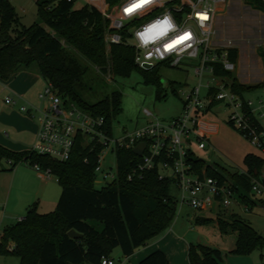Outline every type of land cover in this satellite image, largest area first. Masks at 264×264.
Here are the masks:
<instances>
[{"label":"trees","instance_id":"trees-1","mask_svg":"<svg viewBox=\"0 0 264 264\" xmlns=\"http://www.w3.org/2000/svg\"><path fill=\"white\" fill-rule=\"evenodd\" d=\"M76 1L36 0L37 20L27 27L20 22L10 0H0V79L7 80L17 71L35 68L64 98L94 116H102L104 128L110 134L112 119L121 111V93L113 90L90 102L84 96L87 90L83 79L91 67H98L97 75L102 80L108 72L113 77L129 75L138 67L134 50L124 44L107 46L104 35L110 29L109 19L87 3L76 7ZM246 1L264 11L262 0ZM228 50L235 62L236 49ZM216 73L228 76L233 90L241 96L264 87V82L241 83L219 66ZM102 148L100 143L84 145L79 137L70 157L60 161L30 149L14 151L0 144V160L10 163L8 169L20 162L37 163L42 168L49 167L61 186L53 211L39 213L33 203L22 220L3 227L0 253L16 255L19 264H102V257H113L115 247L120 248L123 256H130L171 225L177 208L171 182L159 178L158 167L146 171L142 179L128 180V172L139 160L131 149L117 150L116 177L100 188L95 187V167ZM189 155L196 172L204 169L208 175L232 183L243 203L250 207L256 204L249 193L252 178L260 180L262 157L248 153L243 160L245 172L224 167L222 173L202 158ZM259 203L264 206V200ZM216 219L223 232L237 233L235 252L247 253L264 245V236L239 214L232 213L228 218L218 215ZM211 220L203 216L195 219L197 223ZM70 229L82 236L70 237ZM187 259L188 264H219L220 253L215 248L189 244ZM137 264L169 261L164 251L155 249Z\"/></svg>","mask_w":264,"mask_h":264},{"label":"built area","instance_id":"built-area-1","mask_svg":"<svg viewBox=\"0 0 264 264\" xmlns=\"http://www.w3.org/2000/svg\"><path fill=\"white\" fill-rule=\"evenodd\" d=\"M119 1L86 0L87 4L96 7L109 19L110 29L104 35L107 46L111 43L130 46L134 50V63L143 69L145 65L153 68L163 62H168L172 67L183 63L191 65L199 83L183 92L182 109L177 116L163 120L151 110L142 108L146 123L124 132L118 138H114L112 132L107 133L102 116L82 110L60 95L51 83H47L40 94L45 102L43 107H33L30 111L26 105L20 106L22 112H29L39 123L36 140L30 150L64 161L70 157L79 137L84 145L100 143L103 148L95 172L97 178L107 183L117 175V160L112 178L111 167L103 169L100 166L104 149L112 145L116 158L118 149L132 150L138 143L145 142L142 153H134L139 160L128 172V180L142 179L146 171L158 167L159 178L168 179L172 184L176 206L186 205L194 210L211 211L239 201L232 183L220 181L208 175L204 169L196 172L189 159V154H194V143L199 149L207 146V133L201 129L200 123L206 113L216 106L228 110V122L247 140L264 148V124L261 121L264 118V95L257 98L246 94L241 96L233 90L228 76L216 73L217 66L229 72L235 68V62L229 57L228 49L231 46H219L213 40L217 13L227 0ZM166 18L173 27H165L163 32L153 30L154 34L147 37L144 35L154 23L164 27ZM182 37L184 39L181 40ZM95 69L98 70V67ZM105 78L113 80L114 77L108 72ZM202 87L205 88L203 94ZM5 89L6 86L2 85L0 90ZM4 99L14 102L8 94ZM31 165L45 177L52 176L49 167L42 168L37 163ZM251 183V192L260 196L264 189L261 181L252 178ZM244 207L248 209L247 205ZM101 263L125 264L124 260L114 257H102Z\"/></svg>","mask_w":264,"mask_h":264},{"label":"rangeland","instance_id":"rangeland-1","mask_svg":"<svg viewBox=\"0 0 264 264\" xmlns=\"http://www.w3.org/2000/svg\"><path fill=\"white\" fill-rule=\"evenodd\" d=\"M10 2L14 5L23 25L28 27L37 20L35 0H10ZM86 3V0H77L75 6L80 7ZM213 40L219 46L228 45L236 49L235 68L231 73L239 82L248 85L264 82V11L255 8L246 0H227L217 13ZM97 74L96 69L91 67L84 76L87 90L84 96L88 101L95 102L113 90H119L121 93V111L111 122L114 138L146 123L147 118L142 113V108L151 110L163 120L177 116L182 109L183 92L199 83V78L194 76L191 65L187 66L184 63L172 67L168 62H163L151 71L135 67L129 75H115L112 81L106 78L102 80ZM261 89L256 91L263 92ZM204 92L205 88L202 87L201 94ZM246 94L251 96L253 92ZM205 118L218 122L219 132L211 136L210 144L205 149L198 150L195 143L192 148L196 156L215 166L219 172L223 173L224 167L232 171L244 169L246 166L243 160L248 153H256L264 157V148L253 145L228 122V110L216 106L206 113ZM262 138L264 140V135ZM111 146L104 149L100 166L103 169L111 167L113 178L116 158ZM4 166L6 159H1L0 171ZM105 183L98 178L95 187L100 188ZM172 193L176 195L174 190ZM261 196L264 198V189ZM0 203V214H5L3 196L0 197ZM240 208L243 209L236 205L235 201L228 207L214 208L211 211L194 210L186 205L177 206L170 227L174 226L176 233H185L183 236L185 241L193 246L204 245L218 249L219 264H264V245L247 253L235 252L233 249L237 233L232 230L223 232L217 224L218 215L228 218L233 210L239 211L242 217L249 219L251 226L264 236V208L259 204L254 205L251 210L241 211ZM197 216L210 217L213 220L197 223L195 221ZM11 221L13 220L7 218L0 223V233ZM112 256L124 260L125 264L138 262L133 258L127 260L119 247L113 249ZM184 256L187 258V252L178 254L181 260ZM0 264H19V258L10 253H0Z\"/></svg>","mask_w":264,"mask_h":264},{"label":"crops","instance_id":"crops-1","mask_svg":"<svg viewBox=\"0 0 264 264\" xmlns=\"http://www.w3.org/2000/svg\"><path fill=\"white\" fill-rule=\"evenodd\" d=\"M46 84L47 82L35 68L17 71L7 80L0 79V89L2 85L6 86L4 91L0 90V144L14 151H24L31 148L36 140L39 123L36 117L31 116L29 112H22L20 106L26 105L30 111L33 107H43L45 102L40 98V94ZM252 92L253 95L251 96L245 94L252 98L264 95V90L263 92L258 90ZM7 94L13 97L14 102L5 101L4 97ZM261 121L263 123V120ZM200 127L207 133L208 146L211 136L219 132L220 125L216 121L206 120L205 118L201 121ZM256 155L264 160L263 156ZM207 164L210 165L209 163ZM9 166L10 163L6 161V166L1 167L2 170L0 171V197L3 196L5 198V214H0V223L7 218L13 221L6 225L15 223L19 218L25 216L27 207L33 203H36L39 213H46L55 209L61 193V186L54 175L45 177L28 162H20L11 169H8ZM210 166L212 167L213 165ZM213 167L218 170L215 166ZM245 170L246 167L236 171L244 172ZM261 176L264 178V161L261 168ZM249 196L257 201L256 204L264 208L259 203V200H264L261 195L257 196L250 192ZM235 203L244 210H251L254 206L250 207V205L243 203L240 198ZM246 205L248 209H245L244 206ZM243 209L240 208L241 211ZM232 213H237L242 217L239 211L233 210L229 215ZM246 220L251 225L249 219ZM183 236H185V233H176L174 226L173 228L169 226L166 230L151 238L145 246L140 247L135 253L126 258L127 260L133 258L135 262H139L151 251L161 249L167 255L169 264H188V259L185 256L182 260L178 258V254L187 252L189 246Z\"/></svg>","mask_w":264,"mask_h":264},{"label":"water","instance_id":"water-1","mask_svg":"<svg viewBox=\"0 0 264 264\" xmlns=\"http://www.w3.org/2000/svg\"><path fill=\"white\" fill-rule=\"evenodd\" d=\"M145 69H149L150 66L149 65H145L144 66ZM145 147V142H140L138 143L135 147L132 148V152L137 154V155H140L143 151ZM260 181L262 183V185L264 186V178L261 176L260 177ZM67 234L70 236V237H73V238H79L82 236V234L76 232L74 229H70Z\"/></svg>","mask_w":264,"mask_h":264},{"label":"clouds","instance_id":"clouds-1","mask_svg":"<svg viewBox=\"0 0 264 264\" xmlns=\"http://www.w3.org/2000/svg\"><path fill=\"white\" fill-rule=\"evenodd\" d=\"M163 24H164V27H162L160 24H156V23L152 24L151 28H149L148 32L144 33V35L147 37L149 36V34H154L153 30H157L158 32H163L165 30V27H168V28L173 27V25L170 23L169 19L167 18L164 20Z\"/></svg>","mask_w":264,"mask_h":264},{"label":"snow or ice","instance_id":"snow-or-ice-1","mask_svg":"<svg viewBox=\"0 0 264 264\" xmlns=\"http://www.w3.org/2000/svg\"><path fill=\"white\" fill-rule=\"evenodd\" d=\"M129 11H131V9H129ZM184 39V37L181 38V40ZM179 41H175L174 43H178ZM169 47H171V45H169Z\"/></svg>","mask_w":264,"mask_h":264}]
</instances>
